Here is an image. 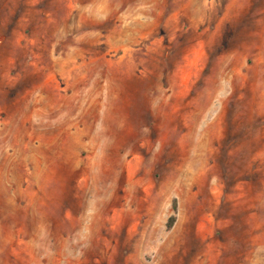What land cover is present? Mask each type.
Segmentation results:
<instances>
[{
  "label": "rangeland",
  "instance_id": "374dc122",
  "mask_svg": "<svg viewBox=\"0 0 264 264\" xmlns=\"http://www.w3.org/2000/svg\"><path fill=\"white\" fill-rule=\"evenodd\" d=\"M0 264H264V0H0Z\"/></svg>",
  "mask_w": 264,
  "mask_h": 264
},
{
  "label": "trees",
  "instance_id": "16d2710c",
  "mask_svg": "<svg viewBox=\"0 0 264 264\" xmlns=\"http://www.w3.org/2000/svg\"><path fill=\"white\" fill-rule=\"evenodd\" d=\"M174 209H176V207L174 206ZM176 218L175 216H172L171 218H169L168 223H167V228L171 229L173 226V223L175 222Z\"/></svg>",
  "mask_w": 264,
  "mask_h": 264
}]
</instances>
